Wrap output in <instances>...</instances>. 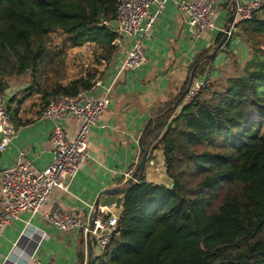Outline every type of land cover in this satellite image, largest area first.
<instances>
[{"label": "trees", "instance_id": "16d2710c", "mask_svg": "<svg viewBox=\"0 0 264 264\" xmlns=\"http://www.w3.org/2000/svg\"><path fill=\"white\" fill-rule=\"evenodd\" d=\"M117 1L0 0V97L8 89L6 77L38 69L45 49H34L32 41L53 32L64 34L73 47L94 43L101 59L110 61L117 35L102 23L113 24ZM235 29L257 60L256 69L226 80L220 89L203 88L188 105L182 104L184 88L172 103L175 108L151 124L139 146L150 141L153 149L162 148L173 187L141 179L128 190L109 245L89 264H264V240L257 238L264 229V21L254 16ZM223 37L218 35L216 46ZM216 46L196 55L194 78L213 62L207 57ZM92 80L58 85L43 99L76 97L91 88ZM7 110L12 117L10 106ZM182 162L200 173V196H192L177 171ZM234 186L239 191L233 192ZM224 188L220 205L209 212ZM91 244L94 250L92 239Z\"/></svg>", "mask_w": 264, "mask_h": 264}, {"label": "crops", "instance_id": "0c3cea01", "mask_svg": "<svg viewBox=\"0 0 264 264\" xmlns=\"http://www.w3.org/2000/svg\"><path fill=\"white\" fill-rule=\"evenodd\" d=\"M158 1L163 2L164 6L143 41L144 64L133 71L120 72L125 53L133 43V40L128 38L120 39L121 46L116 48V53L110 61L100 59L103 61L101 75L93 79L92 84L100 79L103 86L113 84V87L109 106L88 133L86 163L69 183L67 192L59 189L51 192L39 215L31 218L28 212H23L18 220L4 228L0 236V264H28L30 259L51 264L86 263V245L82 231H58L46 222L43 216L60 210L79 219L86 218L100 192L125 182V174H132L135 170L133 164L138 158L140 137L146 124L149 121L153 124L165 115L167 110L175 108L172 103L188 86L194 58L200 52L216 46L218 35L222 33L221 30L226 29L232 5H248L251 2L214 0L213 20L216 29L204 31L195 37L179 12V3L185 0ZM156 10L157 5H153L148 11L150 15H154ZM256 18L264 21V10ZM235 25L233 22L231 26V33L234 35L230 47L223 46L214 56L213 62L195 78L210 84V79H216L219 75L223 62L230 58L235 60L239 57L238 60H245L248 57V46L235 34ZM110 27L114 28V23ZM66 41L69 44L67 37ZM70 47L73 50L99 48L94 43ZM36 86L33 84L32 92L42 94V99L44 93L50 94L54 89L41 90L36 89ZM99 91L100 89L93 91V94L97 95ZM7 97L8 107L12 102L8 92ZM52 100L54 99L44 100V105ZM15 106L14 109L10 108L15 134L6 149L0 153V173L18 162L30 169L44 170L53 158L49 142L52 123L41 119L39 106L29 110ZM180 108L177 107L169 117L174 118ZM61 124L67 137L73 139L79 128L78 123L73 118H67ZM153 146L151 143L141 179L148 184L162 186L167 177L163 152L162 148L153 149ZM119 210L113 207L100 209L98 218L106 220L110 215L117 216ZM99 253L98 248H92V255Z\"/></svg>", "mask_w": 264, "mask_h": 264}, {"label": "built area", "instance_id": "2783aa9c", "mask_svg": "<svg viewBox=\"0 0 264 264\" xmlns=\"http://www.w3.org/2000/svg\"><path fill=\"white\" fill-rule=\"evenodd\" d=\"M153 5H157V10L154 15H150L148 10ZM163 6L164 3L158 0L117 1L114 28H111L117 38L112 45L115 48L120 47L121 38L133 40L131 48L125 53L120 72L133 71L144 64L143 41L148 36ZM263 10L264 0H251L248 5L235 3L232 11L234 22L237 24L249 21ZM214 11V0H185L179 3V12L195 37L200 36L204 31L216 29L213 20ZM102 24L110 27L107 22ZM221 32L225 33V30ZM231 35L230 30L228 37ZM207 83L203 79L193 78L182 104L192 103L200 91L208 87ZM112 87L113 84L103 86V82L98 79L88 91L76 97L60 96L42 109L41 119L52 123L49 136L53 152L52 162L41 171L30 169L27 165L18 162L0 173V236L6 226L19 219L21 213L28 212L31 218L39 215L54 189L67 192L69 183L88 159L87 136L90 128L96 124L109 106ZM98 89H100L99 94L94 95L93 91ZM6 102L4 97H0V153L6 149L15 134ZM67 118H73L79 125L73 139L67 137L61 124ZM131 175V172L125 174V181L130 179ZM92 210L93 208H90V212L83 219L60 210H54L44 215L43 218L61 232L80 229L85 245L89 234L94 240L95 247L101 252L109 245L118 218L116 215H110L106 217V220H100L97 217L92 230H89L88 219ZM13 246L16 247V244ZM28 264L51 263L30 259Z\"/></svg>", "mask_w": 264, "mask_h": 264}, {"label": "rangeland", "instance_id": "374dc122", "mask_svg": "<svg viewBox=\"0 0 264 264\" xmlns=\"http://www.w3.org/2000/svg\"><path fill=\"white\" fill-rule=\"evenodd\" d=\"M32 46L36 49L38 46H43L45 54L39 63L37 72L27 70L20 75H12L6 77L5 80L8 84V89L4 95V99L7 100V92L11 96L13 102L9 103L11 109L17 106L25 110L37 109L39 106L40 113L44 108V100L42 94H38L35 91L29 92L34 89L33 84H36V89L52 90L56 86H66L70 82L78 79L98 78L103 68V61H101L100 49L88 50H73L66 41V37L61 32H53L40 39L32 41ZM248 57L245 60L230 58L223 62V65L219 68V75L216 79H210V87L214 89H220L223 83L228 79L238 78L245 74L246 70L252 71L256 69L257 60H252V54L249 52ZM264 60V53H260V61ZM1 65L10 70V65L2 61ZM208 85V86H209ZM264 98V90H262ZM204 98L208 97V91L202 92ZM18 101L23 102L18 104ZM14 103V104H13ZM13 104V106H12ZM190 166H186L185 162H182L177 167V171L181 174V177L188 189L192 190V196H200L202 190L196 189L197 183L200 181V173L193 170ZM171 180L166 177V183L162 186H171ZM161 186V185H158ZM233 192L239 191L237 186L232 188ZM225 194V188L220 190L218 198L214 205L209 208V212L215 211L220 205L222 198ZM264 240V229L262 233L257 237Z\"/></svg>", "mask_w": 264, "mask_h": 264}, {"label": "water", "instance_id": "95a60500", "mask_svg": "<svg viewBox=\"0 0 264 264\" xmlns=\"http://www.w3.org/2000/svg\"><path fill=\"white\" fill-rule=\"evenodd\" d=\"M233 8L234 5H232L231 9H230V14H229V18L227 20V26L225 29V33L223 39L220 41V43L216 46L215 50L207 57L208 60H212L214 58V56L216 55V53L225 45V43L228 41V39L230 37H228V33L231 30V26L234 22V14H233ZM194 78V70L191 72L190 76H189V83L188 86L186 88V92L188 91L191 82ZM152 121H149L142 134L141 137L144 135V133L146 132V130L151 126ZM150 145L151 142L148 141L146 147L141 148L140 146V151L138 154V158L136 160V162L133 164L135 167V170L133 171L131 178L126 180L122 185L117 186L115 188H109V189H105L102 192H100L94 202L93 205V210L89 216V230H92L93 226H94V222L98 217L99 214V210L103 209V208H110L113 207L114 209L118 210L120 209L121 205H122V201H123V197L124 194L130 190L133 186H135L136 184H138V182H140L143 173H144V169H145V164L148 158V154L150 151ZM135 179V181H133ZM173 185L171 184L170 188H172ZM92 257V244H91V238L90 235H87V240H86V263L85 264H89L90 260Z\"/></svg>", "mask_w": 264, "mask_h": 264}]
</instances>
